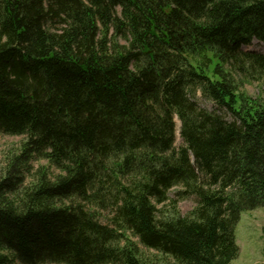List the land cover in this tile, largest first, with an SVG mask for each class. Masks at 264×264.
I'll use <instances>...</instances> for the list:
<instances>
[{"label":"trees","instance_id":"1","mask_svg":"<svg viewBox=\"0 0 264 264\" xmlns=\"http://www.w3.org/2000/svg\"><path fill=\"white\" fill-rule=\"evenodd\" d=\"M253 41L264 0H0V133L23 139L0 169V264L236 259L264 206Z\"/></svg>","mask_w":264,"mask_h":264},{"label":"rangeland","instance_id":"2","mask_svg":"<svg viewBox=\"0 0 264 264\" xmlns=\"http://www.w3.org/2000/svg\"><path fill=\"white\" fill-rule=\"evenodd\" d=\"M243 49L264 53V46L257 43V41H253L251 47H243ZM263 88H260L257 83H253L244 85L240 88V91L256 97L263 91ZM197 102L204 109H212L211 103L200 97H198ZM22 143L23 139L21 137L5 136L0 133V169L5 159L9 160L12 153L19 152ZM181 143V140L177 138L175 145L178 147ZM39 164L44 165L46 162L40 161ZM37 165V162H34L33 168L36 169ZM27 180L29 181V176L26 178ZM192 207L193 203L191 201H182L178 204V208L183 215L189 212ZM235 240L239 247V254L230 264H264V206L241 213L240 220L235 227ZM143 250L147 256L155 254L153 251Z\"/></svg>","mask_w":264,"mask_h":264}]
</instances>
